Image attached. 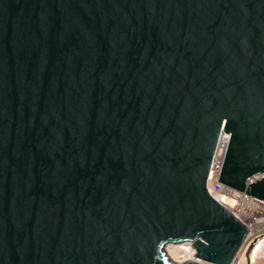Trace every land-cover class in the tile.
<instances>
[{"label":"water","instance_id":"1","mask_svg":"<svg viewBox=\"0 0 264 264\" xmlns=\"http://www.w3.org/2000/svg\"><path fill=\"white\" fill-rule=\"evenodd\" d=\"M221 128L264 202V0H0V264L237 262Z\"/></svg>","mask_w":264,"mask_h":264},{"label":"built area","instance_id":"2","mask_svg":"<svg viewBox=\"0 0 264 264\" xmlns=\"http://www.w3.org/2000/svg\"><path fill=\"white\" fill-rule=\"evenodd\" d=\"M229 139V134L221 128L206 181V190L212 198L247 228L244 248L247 243H253L259 236H264V202L218 183V175ZM228 201H232L234 205H230ZM231 264H237V262Z\"/></svg>","mask_w":264,"mask_h":264},{"label":"bare ground","instance_id":"3","mask_svg":"<svg viewBox=\"0 0 264 264\" xmlns=\"http://www.w3.org/2000/svg\"><path fill=\"white\" fill-rule=\"evenodd\" d=\"M230 205H234L232 201H228ZM264 236H259L257 239L254 240L253 243H247L244 248L243 252L237 261V264H248V259L252 258L255 259L258 256V261L261 259L264 260ZM166 252L170 256L172 260L175 262H184L186 260H195L193 258V249L190 244L188 243H181V244H168L165 247ZM200 262V261H199Z\"/></svg>","mask_w":264,"mask_h":264},{"label":"rangeland","instance_id":"4","mask_svg":"<svg viewBox=\"0 0 264 264\" xmlns=\"http://www.w3.org/2000/svg\"><path fill=\"white\" fill-rule=\"evenodd\" d=\"M243 250V249H242ZM263 252H264V247H263ZM259 257V256H258ZM257 257V258H258ZM257 258H255V259H252V258H249L248 259V264H264V260H260V261H258V259Z\"/></svg>","mask_w":264,"mask_h":264}]
</instances>
